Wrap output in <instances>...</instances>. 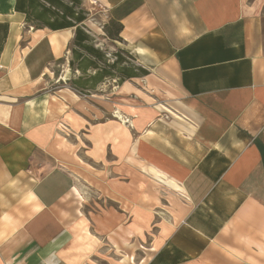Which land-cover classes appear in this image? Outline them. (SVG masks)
<instances>
[{
    "label": "crops",
    "instance_id": "1",
    "mask_svg": "<svg viewBox=\"0 0 264 264\" xmlns=\"http://www.w3.org/2000/svg\"><path fill=\"white\" fill-rule=\"evenodd\" d=\"M15 3L0 0V264H94L101 244L110 264H264V0H84L121 24L120 46L156 92L127 80L117 104L95 97L102 106L87 98L102 81L71 86L75 28H34ZM69 128L87 131L89 158L113 161V175L134 161L179 188L139 260L142 206L127 224L112 206L94 232L84 223Z\"/></svg>",
    "mask_w": 264,
    "mask_h": 264
},
{
    "label": "rangeland",
    "instance_id": "2",
    "mask_svg": "<svg viewBox=\"0 0 264 264\" xmlns=\"http://www.w3.org/2000/svg\"><path fill=\"white\" fill-rule=\"evenodd\" d=\"M93 6H85L84 0H82V7L87 12V17L85 20L90 19V21L83 22L85 25V29L90 34L94 46L104 52V56L108 59V62H112L115 59V56L113 54L118 51V47H121L120 43L113 41L111 42L104 35L103 27L106 24H109V22L102 21L103 19L95 14L96 10H94ZM130 61L128 63H133L132 61ZM133 65L135 66V64ZM134 71L136 72V70ZM145 75L146 74L135 76L138 78L137 80L128 78L122 81H120L118 77H106L99 84L100 86L97 87L95 91H93V93L97 95L87 98L92 101L91 104L95 103L98 106H102V104H98V102H96L97 98H95L96 96L101 94L104 99L111 100L113 105L115 103L117 104L116 95L119 93V87H121L123 82L127 80H129L128 83L133 88V91L138 90L141 91V93L145 92L149 95H154L156 92L151 86L147 85L145 81L146 78L144 77ZM61 84V82L52 81L48 83V88L49 90H54L57 87L61 86ZM89 92H87L86 94L91 95L92 92ZM135 98L136 97L133 95L134 100ZM158 100H161V98L155 97L152 101L156 102ZM141 102L142 98L139 99L138 104H141ZM91 118L92 122L94 120L95 123L101 121L104 122L103 118L101 120H99L98 118L95 119L93 116H91L90 119ZM83 120L87 121L89 120V118H82L81 121ZM85 123L86 122H84V124ZM88 123L91 122L87 121L86 124ZM123 125L127 126L128 128L131 127L129 126V122L123 123ZM71 131L72 130L70 129L68 133H73ZM86 133L87 131L85 129H82L77 134L73 133L74 135H72V137L77 142L76 145L74 144V146L76 148L78 146L76 152L74 151V153L72 154V158L75 163L71 165L72 163L69 162V160L65 161V165L70 170L79 175V184L85 196L83 202L85 211L84 223L92 232H94L95 229L93 228V219H95V217H97V215H99V213L106 207L112 206L110 208L115 209L116 211L114 212L116 214L127 212L126 219H124L125 224H127L132 218L133 213L139 210L137 209L136 204L142 206L143 209H141L140 211H143L144 213L145 224L143 227V232L139 234V243L141 244V246L138 248V255L136 256V260H139L145 254L143 249L149 248L154 243L160 233L159 228H161V225L169 220V213L171 211V208L173 207V204L181 198L179 195L180 190L177 186L167 182L161 177L152 178V175L149 174V169H147L146 167L144 168V174H142L139 171L140 166H136L134 161H130V163H133V166L130 163L129 165H131L133 168L129 167L128 173L119 172L121 176L113 175V161L110 163L109 160H106L104 162H102L103 160H101L97 162V164H93L92 159L89 158L87 152V150L89 149V142ZM109 149L110 148L106 149V158H114L113 154L111 156V152ZM136 171L138 172V175H136ZM111 173L112 176L110 177ZM104 174H106V177H103ZM121 186L127 188L128 190V194L124 197V199H122V201L108 198L111 197L112 190L121 189ZM137 187H141L140 190L142 192L141 194H138L137 199H135L134 194ZM135 239L136 237L134 238V240ZM133 243H137V241H133ZM100 248L101 249L98 251V253L90 256V259L94 262V264H110L109 260L113 257L112 254H114V251L106 250V247H104L103 244H101ZM108 256H110L111 258H108Z\"/></svg>",
    "mask_w": 264,
    "mask_h": 264
},
{
    "label": "trees",
    "instance_id": "3",
    "mask_svg": "<svg viewBox=\"0 0 264 264\" xmlns=\"http://www.w3.org/2000/svg\"><path fill=\"white\" fill-rule=\"evenodd\" d=\"M15 9L23 12L26 22L34 28H75L70 46L69 67L72 71L80 72L79 76L70 80L71 86L78 91L84 92L106 77L114 76L122 81L148 73L144 68L128 63L133 57L122 47H118V51L113 54L115 59L112 62L107 61L104 52L94 46L85 29L83 22L87 12L82 7V0H16ZM108 22L103 27L104 35L113 42H119L121 24L116 21ZM87 70H94V73L90 74Z\"/></svg>",
    "mask_w": 264,
    "mask_h": 264
},
{
    "label": "bare ground",
    "instance_id": "4",
    "mask_svg": "<svg viewBox=\"0 0 264 264\" xmlns=\"http://www.w3.org/2000/svg\"><path fill=\"white\" fill-rule=\"evenodd\" d=\"M117 116H119L122 120H124V117L120 113H116Z\"/></svg>",
    "mask_w": 264,
    "mask_h": 264
},
{
    "label": "built area",
    "instance_id": "5",
    "mask_svg": "<svg viewBox=\"0 0 264 264\" xmlns=\"http://www.w3.org/2000/svg\"><path fill=\"white\" fill-rule=\"evenodd\" d=\"M94 2V1H93Z\"/></svg>",
    "mask_w": 264,
    "mask_h": 264
}]
</instances>
